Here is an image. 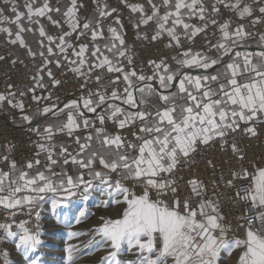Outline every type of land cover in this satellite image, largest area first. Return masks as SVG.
<instances>
[{
	"label": "snow or ice",
	"instance_id": "1",
	"mask_svg": "<svg viewBox=\"0 0 264 264\" xmlns=\"http://www.w3.org/2000/svg\"><path fill=\"white\" fill-rule=\"evenodd\" d=\"M120 2L131 14L137 39L163 41L175 52L170 58L175 67L163 57L147 61L150 74L145 67L137 69L121 13L107 0H93L92 14L83 18L78 0H57L56 7L50 0H24V11L16 0H4L12 16L0 8V33L42 63L29 89L33 111L15 99L12 85L7 94L0 93V105L18 110L21 124L37 137L33 158L23 164L10 159L11 143L0 153L7 165V170L0 168V209L12 220L0 223V230L17 238L15 246L23 249L27 264H42L36 254L42 244L39 225L32 231L22 220L19 231H13L17 214L27 210L31 216L46 203L56 211L95 191L103 207L120 208L117 217H102L95 229L99 242L107 244L102 259L108 264H221L225 253L236 255L235 264H264V167H244L245 152L237 139L256 137L258 125L264 124V31L247 30L264 25V6L254 16L244 0ZM222 8L239 22L224 18ZM41 18L60 34H48ZM5 25H14L15 31ZM35 30L41 38L38 51L25 40V33ZM197 37L203 38L198 49L193 47ZM49 65L66 67L82 81L81 95L62 106L59 97L53 102L51 91L37 95L36 88L61 84ZM208 148L239 162L228 177L223 172L218 177L241 206L234 226L224 223L217 192L209 193L200 179L178 175ZM207 164L217 167L211 159ZM214 187L220 184L214 181ZM78 211L76 224L87 215ZM35 216L38 220L40 212ZM67 234L69 239L82 235ZM74 251L68 244L69 264ZM122 252L133 253L134 259L122 262Z\"/></svg>",
	"mask_w": 264,
	"mask_h": 264
},
{
	"label": "built area",
	"instance_id": "2",
	"mask_svg": "<svg viewBox=\"0 0 264 264\" xmlns=\"http://www.w3.org/2000/svg\"><path fill=\"white\" fill-rule=\"evenodd\" d=\"M129 3H143L144 0H128ZM245 3L250 4L253 8V15L260 16L258 8L264 6V0H244ZM52 6H57V0H50ZM78 3L84 5L80 9V16L91 15L94 10L93 0H78ZM107 3L118 10L121 13V20L124 23V29L126 32L125 39L128 46L131 48V51L134 56V66L137 69L145 67L148 74L151 73V69L147 66L148 60H159L163 57L169 58V63L175 65L171 61V56L175 54L174 51L167 49L164 46V42L159 43H150L147 40L141 41L137 39L134 27L131 23V14L128 9L124 8L120 0H107ZM1 8V4H0ZM224 12V18H231L233 24L239 22L236 15L232 12H229L225 9H221ZM115 15V14H113ZM112 20L111 17L108 18L107 23ZM43 24L45 25L48 33L50 35H59L60 33L55 26L51 25L45 18H42ZM196 21L194 20L193 23ZM243 23L248 24L249 20L246 18ZM65 31L67 28L65 27ZM248 31L251 32H260L264 31V25H256L252 27L249 25ZM211 29L209 34L211 35ZM215 39V37H212ZM75 40V37H73ZM81 43L85 42L81 38ZM203 45V38L197 37L193 47L200 48ZM13 49L8 40L0 41V56L4 57L3 60H0V93H5L10 90L9 85H12L11 91L16 93L15 99L23 100L25 103V111L31 112L35 109L36 104L31 99L32 93L29 92V83L32 80V77L36 74L38 66L42 63L41 60L36 62L34 58L30 57L28 54H24L20 60H14L12 58ZM15 61V63H13ZM24 65V67H21ZM44 74V73H43ZM55 77L61 80V84L56 88H48L45 90L37 89V95H47L48 91H51L53 102L56 98L59 97L60 106L63 103L67 102L72 98H76L81 95L79 84L82 82L78 78H74L73 74L66 71L65 68L58 69L55 73ZM48 84V83H45ZM24 92L25 95L21 96L20 93ZM48 103L47 101H41V105ZM20 116L18 110L9 107H5L4 104L0 105V153L4 152V145L6 143H11L15 145L10 159H15L18 164L25 163L26 160L32 159L35 152L34 141L37 139L34 133H31L27 130V125H17L12 119ZM127 135L128 132L123 133ZM131 138V137H129ZM58 140H63L64 137H58ZM237 139L240 141V147L244 149L245 159L243 161L244 167H247L249 171H252L253 166L264 167V124L258 125V135L256 137H247V136H238ZM71 143V141H68ZM75 148V145H72V149ZM70 149V150H72ZM213 160L216 164V169L213 170L208 166L207 160ZM193 162L185 165L182 170L178 173L179 176L184 177L185 180L191 179L193 177L202 180L205 185L208 187L209 193L215 191L219 194L220 199V209L222 214L225 217L224 223L226 225L231 224L235 225L237 223V217L241 214V206L233 203L232 193L233 190H230L224 187L223 181L218 179L221 172L228 177L229 168H238L239 162L230 158L229 155L220 153L214 148H208L198 153L193 157ZM0 168L7 169V165L3 162H0ZM214 181L220 184L219 188L214 187ZM247 182L245 181V184ZM183 182L181 187H183ZM35 211L40 212V218L37 220L35 216ZM31 216L28 215L27 210L24 213H18L15 217L16 223L13 224V231L18 230V224L22 220H27V227H31L33 222H39L41 219V205L35 210ZM11 218L6 216V213L3 209H0V223H11ZM6 234L3 230H0V264H5V249H6Z\"/></svg>",
	"mask_w": 264,
	"mask_h": 264
},
{
	"label": "rangeland",
	"instance_id": "3",
	"mask_svg": "<svg viewBox=\"0 0 264 264\" xmlns=\"http://www.w3.org/2000/svg\"><path fill=\"white\" fill-rule=\"evenodd\" d=\"M102 198L101 194L93 191L87 200L78 196L70 204L56 211L47 209V203L41 205V219L39 222H33L29 228L35 231L39 225L42 244L36 254L41 257L42 264H69L67 246L70 243L75 247L73 264H108L106 259H102L108 250L107 244L99 242L101 238L96 234L95 229L102 223V217L105 219L117 217L120 208L115 205L103 207L100 204ZM78 210H85L87 215L79 224H76L73 217L79 214ZM69 231H78L82 235L69 239L67 234ZM16 239L15 237L7 238L4 255L6 262L7 264H27L23 249L15 246ZM84 240H86L85 243ZM224 256L221 264H235V254L229 257L225 253ZM120 259L124 262L134 259V255L122 252Z\"/></svg>",
	"mask_w": 264,
	"mask_h": 264
},
{
	"label": "crops",
	"instance_id": "4",
	"mask_svg": "<svg viewBox=\"0 0 264 264\" xmlns=\"http://www.w3.org/2000/svg\"><path fill=\"white\" fill-rule=\"evenodd\" d=\"M66 0H61V3H65ZM16 3L19 7V10L20 11H24V8H23V4H24V0H16ZM0 4H1V8H5V12L4 14L5 15H8V16H12V13L10 11V8H11V5H7L5 6L4 4V0H0ZM59 6V5H57ZM56 7V6H54ZM58 17L54 16V19H57ZM23 23H25L27 25V21H23ZM41 23L43 24V21H42V18H41ZM107 23V22H106ZM44 25V24H43ZM5 26H9V27H12L13 28V31H15V26L14 25H5ZM34 29H38V26L36 25H33L32 26ZM45 27V25H44ZM46 29V27H45ZM135 30V33H136V29L134 28ZM47 31V29H46ZM48 33V31H47ZM49 34V33H48ZM41 38L39 37V34H38V30H35L34 32H30V33H25V40H26V43L34 50V51H38L39 50V44H38V41L40 40ZM2 40H8V37L6 36V34L4 33H0V41ZM249 44L253 46V49L255 47V42L254 41H249ZM12 49H13V55H12V58L14 60H20L22 58V56L24 54H27V51L26 49L24 48H21L19 45H12ZM34 60L36 62H39L40 57L37 56L36 58H34ZM21 67H24V65H21ZM49 67L52 69V71L54 72V74L56 73V71L58 70L57 68H55L54 65H49ZM175 67V65L173 66ZM45 76V83H49L48 81V78H47V75L46 73L43 74ZM29 87L30 88H34L35 87V84L33 82V80L30 81L29 83ZM38 88H36V91H37ZM5 107H9L6 103L4 104ZM90 115V114H89ZM12 121L17 124V125H24V124H21L20 120H19V117L17 118H14L12 119ZM7 170V169H5Z\"/></svg>",
	"mask_w": 264,
	"mask_h": 264
},
{
	"label": "bare ground",
	"instance_id": "5",
	"mask_svg": "<svg viewBox=\"0 0 264 264\" xmlns=\"http://www.w3.org/2000/svg\"><path fill=\"white\" fill-rule=\"evenodd\" d=\"M48 206H47V209L48 208H50V204H47ZM91 234V233H90ZM89 237H90V235H89ZM81 240V239H80ZM86 242V240H84V243ZM89 244V243H88ZM77 252H78V250H77ZM91 262V261H90ZM93 264V263H92ZM94 264H96V263H94Z\"/></svg>",
	"mask_w": 264,
	"mask_h": 264
}]
</instances>
